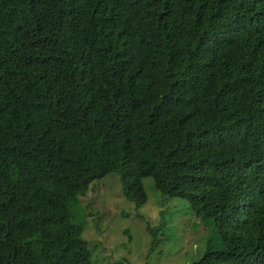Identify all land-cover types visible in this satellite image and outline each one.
<instances>
[{
  "label": "trees",
  "instance_id": "obj_1",
  "mask_svg": "<svg viewBox=\"0 0 264 264\" xmlns=\"http://www.w3.org/2000/svg\"><path fill=\"white\" fill-rule=\"evenodd\" d=\"M111 174L214 221L193 264H264V0H0V264H95Z\"/></svg>",
  "mask_w": 264,
  "mask_h": 264
},
{
  "label": "rangeland",
  "instance_id": "obj_2",
  "mask_svg": "<svg viewBox=\"0 0 264 264\" xmlns=\"http://www.w3.org/2000/svg\"><path fill=\"white\" fill-rule=\"evenodd\" d=\"M143 185L149 202L139 208L124 198L119 174L95 181L72 205L95 264H193L225 247L213 220L194 215L186 200L164 197L153 178Z\"/></svg>",
  "mask_w": 264,
  "mask_h": 264
}]
</instances>
